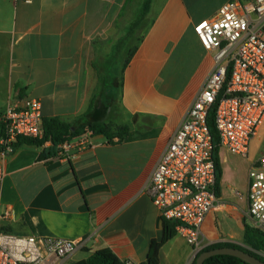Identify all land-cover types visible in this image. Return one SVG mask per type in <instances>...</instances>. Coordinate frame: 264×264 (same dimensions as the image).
Instances as JSON below:
<instances>
[{"label": "crops", "instance_id": "1", "mask_svg": "<svg viewBox=\"0 0 264 264\" xmlns=\"http://www.w3.org/2000/svg\"><path fill=\"white\" fill-rule=\"evenodd\" d=\"M229 1L208 9L198 0H152L144 18L145 0H0V121L10 103L31 97L43 119L75 125L93 106L114 130L111 139L88 131L73 140L75 151L51 160L41 158L51 143L17 142L4 162L1 212L10 217L0 231L83 242L63 264L104 249L124 263L146 262L164 236L149 181L216 66L194 28ZM263 155L220 149V207L204 221L199 251L244 246L254 224L249 173ZM195 255L177 232L160 264H190Z\"/></svg>", "mask_w": 264, "mask_h": 264}, {"label": "built area", "instance_id": "2", "mask_svg": "<svg viewBox=\"0 0 264 264\" xmlns=\"http://www.w3.org/2000/svg\"><path fill=\"white\" fill-rule=\"evenodd\" d=\"M32 4L34 0H22ZM195 33L207 51L215 52V69L190 108L181 127L154 170L148 193L162 218L176 225L199 252L206 217L220 207L213 137L207 118L217 104L215 124L221 147L248 157L252 141L264 129V0H232ZM0 220L5 160L21 138L43 137L41 101L24 97L10 103L0 121ZM79 147L64 143L61 156ZM249 215L264 230V155L252 166ZM83 242L18 236L0 231V264H63ZM126 264H135L127 262Z\"/></svg>", "mask_w": 264, "mask_h": 264}, {"label": "trees", "instance_id": "3", "mask_svg": "<svg viewBox=\"0 0 264 264\" xmlns=\"http://www.w3.org/2000/svg\"><path fill=\"white\" fill-rule=\"evenodd\" d=\"M152 0H145L144 4V18H146ZM217 104L213 106L210 110L207 118V123L213 137L214 144V160L217 168V190L219 188V182L221 178V167H220V159L219 152L221 147V140L218 134V130L215 124V116H216ZM94 108L91 106L87 114H85L82 118L78 120V123L75 125L66 124L59 119H43L42 129H43V137L42 138H21L18 141V144H26V145H35V146H44L46 143H51L50 147L47 148L43 153L41 158L44 160H51L56 157L61 156V146L70 142L84 133L90 131L93 135H104L107 138H112L113 128L112 124L105 122V115L95 114L93 112ZM125 133L121 136L123 139L127 130L124 129ZM5 128L2 123H0V137L4 134ZM176 225L172 222L164 220V236L161 241L153 240L150 245L149 254L147 260L143 264H160V251L161 248L171 240L175 234ZM236 248L243 250L256 258L260 259L264 262V230L255 226L246 225L245 235H244V246H239L231 243H221L212 245L206 249L201 250L198 255L203 252L219 249V248ZM72 264H126L122 262L111 250L104 249L96 252L93 256L86 260H82L79 262H75ZM192 264H196L194 261ZM204 264H248L241 259L236 257L228 256V255H216L208 258Z\"/></svg>", "mask_w": 264, "mask_h": 264}, {"label": "water", "instance_id": "4", "mask_svg": "<svg viewBox=\"0 0 264 264\" xmlns=\"http://www.w3.org/2000/svg\"><path fill=\"white\" fill-rule=\"evenodd\" d=\"M198 253H196L195 258L193 259V261L190 264H192L194 261L196 262V264H204V262L208 258L216 256V255H228V256L236 257V258L241 259L242 261H244L248 264H264L263 261L256 258L255 256H253V255H251V254H249L243 250L236 249V248L224 247V248L206 251L200 255H198Z\"/></svg>", "mask_w": 264, "mask_h": 264}, {"label": "rangeland", "instance_id": "5", "mask_svg": "<svg viewBox=\"0 0 264 264\" xmlns=\"http://www.w3.org/2000/svg\"><path fill=\"white\" fill-rule=\"evenodd\" d=\"M198 1H204V4L206 8L211 9L212 7L220 4L222 0H198ZM150 22V17L147 19V21L144 22L143 24V29L144 32H146L147 26ZM114 88L117 89V86L114 85ZM116 95L118 94V91L114 92ZM3 98H4V93L0 92V115L2 114V111L4 110L3 105ZM251 150L255 151L257 153H261L264 151V129L261 131L260 135L252 141L251 144ZM253 226L257 227L255 223Z\"/></svg>", "mask_w": 264, "mask_h": 264}]
</instances>
